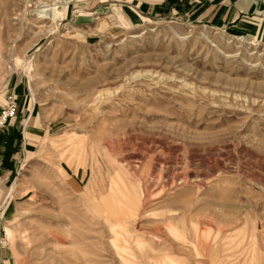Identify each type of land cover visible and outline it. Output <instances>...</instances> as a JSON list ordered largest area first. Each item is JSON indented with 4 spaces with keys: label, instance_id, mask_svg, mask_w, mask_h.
<instances>
[{
    "label": "rangeland",
    "instance_id": "374dc122",
    "mask_svg": "<svg viewBox=\"0 0 264 264\" xmlns=\"http://www.w3.org/2000/svg\"><path fill=\"white\" fill-rule=\"evenodd\" d=\"M209 1L0 0L3 264H264V0Z\"/></svg>",
    "mask_w": 264,
    "mask_h": 264
},
{
    "label": "crops",
    "instance_id": "0c3cea01",
    "mask_svg": "<svg viewBox=\"0 0 264 264\" xmlns=\"http://www.w3.org/2000/svg\"><path fill=\"white\" fill-rule=\"evenodd\" d=\"M183 1L184 0H142L144 4L142 7L146 9V13L154 15L164 14L165 12L169 14H178L179 12L185 13L184 8L186 7ZM209 2H211V4L208 7L205 6V2H202V5L197 7L196 14L202 20L207 19L209 22L216 21V24L221 25L222 23L224 26L235 25L237 21L239 22L241 9L248 12L251 7L250 4H242L243 7L239 8L237 4L227 3L224 8H222V3H217L214 0H210ZM253 19L258 20V18ZM238 28L249 30V28L244 27V25Z\"/></svg>",
    "mask_w": 264,
    "mask_h": 264
},
{
    "label": "built area",
    "instance_id": "2783aa9c",
    "mask_svg": "<svg viewBox=\"0 0 264 264\" xmlns=\"http://www.w3.org/2000/svg\"><path fill=\"white\" fill-rule=\"evenodd\" d=\"M18 111V105L13 95H8L5 99L3 108L0 110V133L10 124L15 118ZM0 264H3L0 258Z\"/></svg>",
    "mask_w": 264,
    "mask_h": 264
},
{
    "label": "bare ground",
    "instance_id": "6f19581e",
    "mask_svg": "<svg viewBox=\"0 0 264 264\" xmlns=\"http://www.w3.org/2000/svg\"><path fill=\"white\" fill-rule=\"evenodd\" d=\"M41 8H42V9L39 10V11L37 12L39 17H41V16H43V17L48 16V14H46V13H47V12H50V11L52 10V8L48 9V5H47L46 7H41ZM56 16L60 17V16H61V12H60V11L55 12V13L53 14V17L56 18ZM48 17H50V15H49ZM112 229L121 230V229H122L121 223H120V222H116L115 225H113V228H112ZM113 231H114V230H113ZM114 234H116V233H114ZM171 234H172L175 238H179V237H178V234H176V233H174V232H171ZM180 238H181V237H180ZM178 240H180V239H178ZM114 247H115L116 249H118V247H117L115 244H114ZM121 251H122V250H121ZM172 264H173V262H172Z\"/></svg>",
    "mask_w": 264,
    "mask_h": 264
}]
</instances>
